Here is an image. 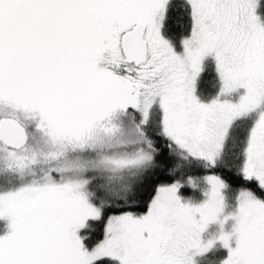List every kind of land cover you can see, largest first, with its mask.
I'll list each match as a JSON object with an SVG mask.
<instances>
[{
  "label": "snow or ice",
  "instance_id": "6c2138e0",
  "mask_svg": "<svg viewBox=\"0 0 264 264\" xmlns=\"http://www.w3.org/2000/svg\"><path fill=\"white\" fill-rule=\"evenodd\" d=\"M202 260L264 264V0H0V264Z\"/></svg>",
  "mask_w": 264,
  "mask_h": 264
},
{
  "label": "trees",
  "instance_id": "16d2710c",
  "mask_svg": "<svg viewBox=\"0 0 264 264\" xmlns=\"http://www.w3.org/2000/svg\"><path fill=\"white\" fill-rule=\"evenodd\" d=\"M219 248V247H218ZM211 255H215V256H222L223 255V251H221V250H217V248L215 249V250H213L210 254H209V256H211ZM200 264H206V261H201L200 262Z\"/></svg>",
  "mask_w": 264,
  "mask_h": 264
},
{
  "label": "rangeland",
  "instance_id": "374dc122",
  "mask_svg": "<svg viewBox=\"0 0 264 264\" xmlns=\"http://www.w3.org/2000/svg\"><path fill=\"white\" fill-rule=\"evenodd\" d=\"M213 230H215V226H213L212 229H211L210 231H213ZM213 250H215V249H213ZM213 250H212V251H213ZM217 250H221V251H223V255L225 254V250H224V249H222V248H218V247H217ZM212 251H211V252H212ZM211 252H210V253H211ZM210 253H209V254H210ZM209 254H208V255H209Z\"/></svg>",
  "mask_w": 264,
  "mask_h": 264
}]
</instances>
